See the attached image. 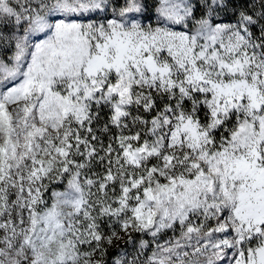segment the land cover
Here are the masks:
<instances>
[{
  "label": "snow or ice",
  "instance_id": "snow-or-ice-1",
  "mask_svg": "<svg viewBox=\"0 0 264 264\" xmlns=\"http://www.w3.org/2000/svg\"><path fill=\"white\" fill-rule=\"evenodd\" d=\"M0 264H264V0H0Z\"/></svg>",
  "mask_w": 264,
  "mask_h": 264
}]
</instances>
